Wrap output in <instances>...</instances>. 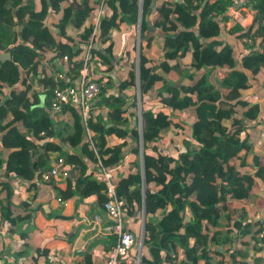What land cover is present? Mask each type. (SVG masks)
Masks as SVG:
<instances>
[{"label":"trees","instance_id":"1","mask_svg":"<svg viewBox=\"0 0 264 264\" xmlns=\"http://www.w3.org/2000/svg\"><path fill=\"white\" fill-rule=\"evenodd\" d=\"M138 1H104L112 13L101 22L91 67L99 75L95 78L101 86L99 104L108 111L96 114L90 122L92 138L88 139L79 111L69 106L52 115L49 99L54 75L66 69L65 55L69 57L67 76L74 80L80 75L83 62L76 57L92 37L93 19L102 0H0V54H12V59L0 62V229L9 225L10 234L21 231V236L27 237L29 230L20 225L31 220L32 212L40 207L31 209L28 202H19L17 185L31 181L34 186L57 157H63L71 167L66 174L47 181L59 190L58 199L65 203L78 197L83 202L96 196L105 211L106 186L97 176L98 164L107 168L125 164L126 143L112 145L111 139L127 140L129 135L114 116H120L127 104L124 92L136 85L135 49L126 46L119 50L117 41L137 23ZM252 3L254 17L249 27L228 31L224 22L229 20L231 0H162L156 5L153 0L143 1L140 88L146 151V239L141 264L262 261L261 256L244 260L250 255L249 244L264 233V220L250 218L257 209L248 203L258 178L264 180V128L258 121L261 106L243 94L252 92L258 83L256 76L264 72V0ZM154 29L163 34L160 61L148 53ZM231 34L254 42L243 55L241 66L227 40ZM135 41L132 35L131 42ZM119 57L127 60L128 73L121 80L119 93L108 95L113 84L108 74ZM37 85L43 90L38 91ZM10 88V97L2 105ZM154 88L168 101L169 112L146 107V96ZM173 88L185 91L174 96ZM189 88L191 93L186 91ZM42 94H47L46 107L37 106ZM132 107L137 108L136 103ZM167 129L181 139L175 152L160 145ZM133 136L139 140L137 129ZM56 137L69 142L73 150L50 140ZM149 149L154 154L147 152ZM139 155L137 146L126 164L129 172L114 177L118 195L132 216L141 213L144 203ZM91 165L94 168L89 171ZM258 168L257 176L252 171ZM55 214L44 215L52 218ZM36 229L43 232L35 219ZM66 234H56L57 242ZM111 236L99 242L103 251L116 244V236ZM53 244L38 247L37 257L45 256L44 264H64L50 258ZM30 248L26 239L18 256L29 257ZM222 248L230 252V261L224 259ZM215 255H222L220 261H214ZM4 258L0 247V261Z\"/></svg>","mask_w":264,"mask_h":264},{"label":"crops","instance_id":"2","mask_svg":"<svg viewBox=\"0 0 264 264\" xmlns=\"http://www.w3.org/2000/svg\"><path fill=\"white\" fill-rule=\"evenodd\" d=\"M162 0H153V5L160 4ZM135 25L133 28L128 32H123L120 38L118 39V49H123V47L129 46V50L132 51L134 48V44L131 42L132 35L136 36L135 34ZM236 30V29H235ZM151 40V46L148 48V53L150 56L154 57L155 60L160 61L164 56V49H163V34L158 30L154 29L153 35L149 36ZM230 44H234L240 50L243 48V45L236 41H233L232 38L227 39ZM142 45V43H141ZM105 51V49H102ZM7 53V52H1ZM134 55H136V50L134 51ZM53 54H49V57H52ZM135 59V64H136ZM115 69L109 72L113 78V84L109 88L107 94H118L119 93V85L121 80L127 75L128 73V62L127 60L121 59L119 57L118 60L115 62ZM241 66L242 64L239 63ZM241 69H243L241 67ZM105 67L103 66L102 74H104ZM244 70V69H243ZM136 71H137V64H136ZM94 77H98L99 75L94 72ZM137 84L134 87H130L127 92H124V96L127 97V104L121 111L120 116H114L116 120H120L117 122V125L122 129L128 132V139L125 138H116L112 137L111 144L118 145L122 143H126L125 151H124V160L125 164L119 165L116 168V172L119 176L125 175L129 172L128 165H126L134 153V150L137 146H140V138L137 141L136 138L133 136L134 129L139 131V123L135 124V117L138 115L136 110L137 108H133L134 103H136L137 95H138V86L136 89ZM259 87L256 84L252 88V94L256 93L255 88ZM37 90L39 91L40 87L36 86ZM41 91V89H40ZM155 93L151 95V98L160 100L162 97L160 96L157 89H154ZM11 88L8 93L10 96ZM34 93V91H33ZM158 93V95H157ZM246 93V92H245ZM244 94V93H243ZM247 94V93H246ZM7 95V96H8ZM43 95V94H42ZM258 96V95H257ZM5 98V97H4ZM152 99V100H153ZM253 103H259L261 106V113L259 116V122L263 125L264 128V98L259 97L258 99L254 98L251 99ZM101 103V97L97 99L95 102L96 104V114L104 113L106 115L108 109L105 105L99 104ZM137 105V103H136ZM46 107V105H45ZM51 114L54 115L56 113L52 112L49 109ZM61 113V112H60ZM120 117V118H119ZM106 118V117H105ZM112 123H109L111 125ZM262 128V127H261ZM264 132V130H263ZM140 135V133H139ZM53 142H56L60 145H67L68 150H73L69 145V142L64 143L60 138L50 139ZM147 152L154 154L152 150H147ZM8 153H6V156ZM139 161L141 163L142 173H143V156L139 155ZM93 165L89 167V171L93 169ZM68 172L71 171V167L68 165L67 167ZM258 172H260L259 168L257 170H253L252 173L258 176ZM36 184L33 186V182L31 181H20L18 183V187L16 189V194L18 195L17 198H20L19 202H28L31 205V209L40 207V210H36L33 213V217L31 220L24 221L20 228L26 231L29 230L27 237L24 239L20 233L14 232L10 234L8 227L6 226V230L8 231L7 237L0 243L1 249L5 253V258L0 261V264H20L24 262L25 259H30L28 264H40L41 261H44L43 255L41 257H37L36 249L38 247H45L46 245L53 244L50 258L52 259H60L63 260L64 264H80V261H84L87 264H103L104 263V255H103V246L99 244L103 239H108V237H112L111 235L106 234L105 230L107 225H109V219L107 217L106 212L98 206L97 197L91 196L89 198L84 199L83 202L79 200L78 197H73L69 201L62 203L58 200L57 194L59 190L54 188L53 183H47L41 181V179L37 178L34 181ZM64 184V183H63ZM29 187V188H28ZM248 203L257 209L256 214H251V219H263L264 220V180L258 178L257 184L254 186V194L248 199ZM56 213L54 217L49 218L48 215L51 212ZM44 213V214H43ZM138 215L129 216L128 219L130 220L133 230L135 232H140L141 230V219L137 220ZM35 219L37 220L38 228L40 227L43 232L34 230V223ZM102 231V235L98 236L97 234ZM67 232L64 236V240H61L60 243L57 242L56 234H63ZM31 245V248L28 249L29 257L22 258L18 256V253L22 251V246L26 242ZM92 239V240H90ZM57 242V243H56ZM96 243L98 246H96ZM95 244V245H94ZM247 248V251L250 253L248 258H244L245 261H249L256 256H261L262 261L264 260V247L260 248L257 246V238L253 240ZM90 247L92 249H90ZM222 254L225 256L224 259L230 261V252L225 251L223 248L220 249ZM38 258V260H37ZM222 255H215L214 261H220ZM57 261H54L56 264Z\"/></svg>","mask_w":264,"mask_h":264},{"label":"built area","instance_id":"3","mask_svg":"<svg viewBox=\"0 0 264 264\" xmlns=\"http://www.w3.org/2000/svg\"><path fill=\"white\" fill-rule=\"evenodd\" d=\"M104 1L105 0H102V3L97 9L93 19L94 28L91 39L89 42L83 45L81 53L76 57L77 60H81L83 62L80 75L76 79L70 80L69 76L66 74V71L69 69V57L65 55L64 61L66 62V69L59 71L54 75V85L52 87L49 99L50 109L54 113H60L65 107L69 106H72L79 111L88 139L92 138L89 124L93 119H95L96 116V112L93 110V107L101 92V86L95 80L93 68L91 67L92 51L98 45L97 40L101 32V22L104 16L107 14L110 15L112 13L109 7L105 5ZM143 1L144 0L138 1V21L134 27L135 34L137 35V43L138 37L142 31L141 24L143 19ZM252 5V0H231V4L227 10L229 20L224 22V25H226L228 31L230 29L233 31L236 28L245 30L249 27L254 17ZM229 36L233 39V41H236L237 37L235 34H231ZM237 40L238 43L243 45L241 50L235 45L236 42L230 45L234 49V55L236 56L238 62L242 64L243 55L247 54L251 50L250 46L253 45L254 42L248 37ZM41 58L44 57L42 56ZM49 58V56H46L44 60L48 61ZM40 89L43 90L42 88ZM43 95H46L47 98V94ZM138 97L140 101L141 96L138 95ZM140 108L142 109L141 105ZM142 114L143 112L140 114V135L143 132ZM140 143L143 153V150H145L144 140L140 139ZM144 154L141 155L143 158ZM98 165L99 172L97 173V176L105 182L106 186L107 201L105 203V212L110 222L106 227L105 233L108 235H114L117 239L116 244L113 245L109 251H102L104 255L103 264H141L142 257L144 255L146 239L144 228L146 224L145 198L143 208L140 213L141 230L140 232H135L130 220L128 219L129 210L127 203L118 195L117 192V185L114 181V177L119 176L116 172L117 168H107L101 162ZM67 167L68 164L66 163L65 159L63 157H57L53 159L50 168L43 172V175L40 179L43 182H47L53 177L66 174L68 172ZM144 191L145 185L143 182V194ZM58 200L61 201L60 199ZM5 228L0 229V243L3 242L8 233ZM97 235L101 236L102 231ZM257 246L260 248L264 247V233L257 237ZM29 260L30 259L26 258L25 261L21 262L20 264H28ZM80 264L87 263L83 261V263ZM260 264H264V260L261 261Z\"/></svg>","mask_w":264,"mask_h":264},{"label":"rangeland","instance_id":"4","mask_svg":"<svg viewBox=\"0 0 264 264\" xmlns=\"http://www.w3.org/2000/svg\"><path fill=\"white\" fill-rule=\"evenodd\" d=\"M134 43H135L134 44V48H135L136 54L138 56V49H137L138 43H137V41H135ZM134 59H137L136 55H135ZM136 64H137V60H136ZM135 72H136V84L138 86V79H137V73L138 72L136 70H135ZM256 78L258 80V83L256 84V86L259 87V90L256 87L255 88L256 93L246 94L245 92H243L244 93V96L245 97H248L250 100L251 99H254V98L258 99V96L261 97V98L262 97L264 98V72H261L260 74H258L256 76ZM137 86H136V89H137ZM154 89H156V88H154ZM183 91H185V90H182L181 88H178V89L173 88V92H174L173 94H174V96H177V94H180V93L181 94L184 93ZM186 91L191 93V89L190 88L187 89ZM154 93H155V91H152L151 94H149L148 96H146V107H151V108H153L155 110L164 109L165 111L169 112L170 111V107L168 105V101H166L165 99H160V100H157L156 99L155 100V99L151 98V95H153ZM138 95H140L139 90H138ZM138 95H137V99H136V101H137L136 102L137 103V110H136L137 114L139 113V107H140V105H141L142 110H143L142 95H140L141 96V99H140L141 102L139 101ZM157 95H158V93H157ZM142 119H143V114H142ZM142 126H143V122H142ZM167 133L168 134H167L166 139L161 140L160 141V145H161V147H164V149H166V150L167 149H170L173 152H175L178 149V147L181 145V139L177 135H175L177 133L175 131L173 132L174 134L172 135L171 134L172 133L171 130L170 129H167ZM138 147L140 149V155L144 154L145 153V150H143V153H142L141 143H140V146H138ZM137 220H140V216L137 217ZM41 264H44V261L43 260L41 261Z\"/></svg>","mask_w":264,"mask_h":264},{"label":"water","instance_id":"5","mask_svg":"<svg viewBox=\"0 0 264 264\" xmlns=\"http://www.w3.org/2000/svg\"><path fill=\"white\" fill-rule=\"evenodd\" d=\"M119 5V4H118ZM204 6H205V2H204ZM141 27H142V24H141ZM23 27H21L22 29ZM99 46L97 45L96 48H98ZM138 56H137V79H138V89H139V93L141 95V88H140V85H141V81H140V55H141V34L140 36L138 37ZM12 59V54L11 52H7V53H2L0 54V62H5L6 60H10ZM9 95L6 96L5 98H3L1 104L4 105L7 100L9 99ZM46 105V95H41V103L38 104L37 106L39 107H45ZM50 111V110H49ZM142 113V109L139 107V113L138 115L135 117V124H138L140 123V114ZM140 139L141 140H144V137H143V132L141 135H139ZM145 164H144V158H143V174H144V185H145ZM144 198L146 197V191H144V194H143ZM145 228V227H144Z\"/></svg>","mask_w":264,"mask_h":264}]
</instances>
